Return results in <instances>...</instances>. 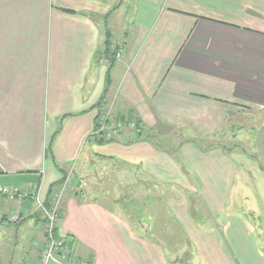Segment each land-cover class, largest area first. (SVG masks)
<instances>
[{
    "label": "crops",
    "instance_id": "1",
    "mask_svg": "<svg viewBox=\"0 0 264 264\" xmlns=\"http://www.w3.org/2000/svg\"><path fill=\"white\" fill-rule=\"evenodd\" d=\"M127 1L0 0V184L25 194L0 198V230H10L13 247L23 251L19 264H36L44 242L39 204L63 177L79 178L91 163H121L131 177L148 176L170 192L169 229L180 230L183 259L179 246L174 252L146 234L149 224L66 191L56 233L79 259L264 264V229L247 217L264 212V173L248 171L249 161L220 145L243 128L241 120L264 116V0H134L132 19L124 11L121 24H111L122 30L126 23L124 38L115 40L107 20ZM107 33L122 49L111 65L103 55ZM107 78L108 106L132 110L155 139L135 140L126 128L117 140L92 142ZM179 129L187 131L175 141ZM194 136L218 137L220 146L201 150ZM239 170L242 186L251 182L257 193L256 208L232 203ZM247 195L239 201L249 203ZM190 196L210 219L191 218ZM15 214L20 219L9 221Z\"/></svg>",
    "mask_w": 264,
    "mask_h": 264
},
{
    "label": "rangeland",
    "instance_id": "2",
    "mask_svg": "<svg viewBox=\"0 0 264 264\" xmlns=\"http://www.w3.org/2000/svg\"><path fill=\"white\" fill-rule=\"evenodd\" d=\"M132 1L134 3V0H131V2L128 0L126 5H121L120 8L116 9L108 18L107 26L112 33L111 38H118L119 40L124 38V34L127 32L126 23L121 27L122 30L119 29L120 26H115L114 29V26L111 24L113 21L116 24H121L123 15H125L124 11L126 12L129 20L132 19V11L129 9L133 6ZM113 45L115 46V44ZM115 47L118 48V46ZM111 50L117 51L114 50L113 46L111 47ZM117 53L115 55L116 58L118 57L120 51L118 50ZM111 104L112 103L109 102L108 108L110 111L107 110L108 115L103 116V118L106 117L108 119L111 115L110 113H115ZM263 117L257 116L255 119L241 120V122H244L242 125L243 128L240 130H236L234 128L230 131V135L224 136L223 141L220 143V145L224 146L227 153L241 155L244 160L249 161L250 163H243V165L252 173L253 170L254 172L258 171L264 173ZM130 123L131 122L125 123L123 126L126 125V128L132 129L133 127L130 128L127 126ZM124 130L125 129L122 131L124 132ZM177 131L178 132H176L172 138L175 141L179 140L181 135L187 130L179 129ZM217 138L218 137L213 138L212 142L218 143L216 140ZM241 171L242 170H239L237 172V179L233 183L231 190L230 195L233 198L232 203H234L233 205L235 207H238V203L241 202L246 208L249 207L248 204L256 208L255 206L259 204L257 193L253 189L251 182L250 185H248L249 187L242 186L243 183L240 182L238 177L240 176ZM129 172L130 171H127L121 163H114L112 165L110 163H91L89 168L85 170V173L81 175V177H74L75 174H69L66 176V178H64L65 180L58 186L57 190H54V193H64L66 191H75L77 193L83 192L85 198L96 199L100 203H103L113 209L119 216L130 222H142L145 227L149 224L151 232L146 234H149L148 236H152L156 233L163 239L165 244H168L167 242H169L170 248L173 249L174 252L179 246L177 251L178 253L176 254L179 255V258L183 259L181 253H183L186 248L183 246L184 242H182L183 239L180 235V230L177 228L176 231L173 230V233H171L172 231L169 229L171 225L174 224L175 226V223L171 222L170 214L166 212L167 198H170V192L167 191V188H163L164 186H162V184V187H160L156 181L148 176L131 177L133 174ZM242 174L246 176V178H250L251 176L250 173L247 176L246 171ZM125 177L130 178L126 179ZM238 191L240 195L248 194L247 197L249 203L246 204L243 199L239 201L240 195L238 196ZM190 201L192 202L191 218L196 223L200 224L205 218H211L208 216V210L204 208L202 203H199V201L194 199L192 196H190ZM254 208L253 210H255ZM251 214L252 215L247 216L249 220H251L255 226L264 229V221H261L260 217V215H264V212L261 213L258 211L254 214L251 212ZM260 230L261 229L259 228V233L262 237L264 232H260ZM10 232V230L5 228L0 230V240L3 241L1 242L2 247L0 248V264H19L20 258L23 256V251L21 249L13 247V235L10 234ZM183 261H185V258Z\"/></svg>",
    "mask_w": 264,
    "mask_h": 264
},
{
    "label": "built area",
    "instance_id": "3",
    "mask_svg": "<svg viewBox=\"0 0 264 264\" xmlns=\"http://www.w3.org/2000/svg\"><path fill=\"white\" fill-rule=\"evenodd\" d=\"M127 126L130 128L133 127L132 129L136 130L133 122ZM125 128L126 125L123 126L120 122L114 126L106 124V117L100 119V130H105L111 135L118 133ZM60 194L61 193L54 194L53 200L48 207L44 206L43 203L39 204L43 217L42 232L44 242L40 248L36 264H89L87 259L77 258L72 252L70 244L56 233ZM24 196L25 194L20 191L19 188L0 184V198L13 201L20 200L24 198ZM8 220L16 222L19 220V216L16 214L12 215Z\"/></svg>",
    "mask_w": 264,
    "mask_h": 264
},
{
    "label": "trees",
    "instance_id": "4",
    "mask_svg": "<svg viewBox=\"0 0 264 264\" xmlns=\"http://www.w3.org/2000/svg\"><path fill=\"white\" fill-rule=\"evenodd\" d=\"M111 47H112V43L110 41V35L107 33L106 38H105V43H104L103 55L109 61L110 65L115 61V59H116L115 55H116L117 51L119 50V48L115 47L114 50H117V51H112ZM110 67L111 66H109V68ZM108 82H109V80L107 78V84H106L105 90L103 92V95H102L101 99L97 102V104L94 106L95 108H97V114L95 117L94 128H93L92 134L90 135V139L92 140V142H94L96 144H104V143H108V142L117 140L118 137H120L123 133V131L121 130L118 133L111 135L105 130H100V119L103 116H106V114L108 112L107 110H109L108 104H107V101H106L105 95H104L106 93L107 88H108L107 87ZM110 114L111 115L108 117V119L106 118V124L116 126V124L119 122H121L122 124L133 122L136 130L132 129L131 131H133L135 134V140H142L145 138H152V137L155 139V137L151 134V132L149 130L144 129L140 120L137 118V116L134 114V112L132 110L127 109L125 112H119V113H114V114L110 113ZM210 139L211 138L194 136L190 140L196 146H198L201 150H207V149L213 148L215 146H220L218 143H214ZM207 140H208V142H207ZM45 152H46L47 156L51 157L50 144L47 146ZM64 178L65 177H63V179H61V181L59 182V184L57 186H59L65 180ZM53 194H54V191L51 193V196H50L48 202L43 203L44 206L48 207L50 205L51 201L53 200ZM60 217H61V214H60V210H59L58 211V218H60ZM65 241L67 242V240H65ZM87 261L89 262V264H91V261L89 259H87Z\"/></svg>",
    "mask_w": 264,
    "mask_h": 264
}]
</instances>
